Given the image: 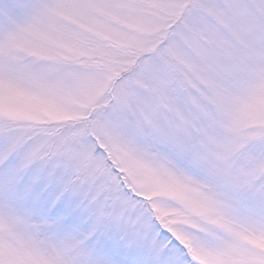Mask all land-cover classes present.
<instances>
[{"label":"snow or ice","instance_id":"snow-or-ice-1","mask_svg":"<svg viewBox=\"0 0 264 264\" xmlns=\"http://www.w3.org/2000/svg\"><path fill=\"white\" fill-rule=\"evenodd\" d=\"M0 264H264V0H0Z\"/></svg>","mask_w":264,"mask_h":264}]
</instances>
